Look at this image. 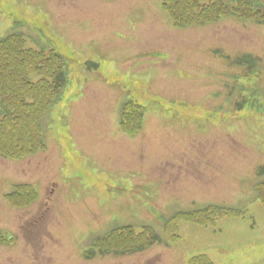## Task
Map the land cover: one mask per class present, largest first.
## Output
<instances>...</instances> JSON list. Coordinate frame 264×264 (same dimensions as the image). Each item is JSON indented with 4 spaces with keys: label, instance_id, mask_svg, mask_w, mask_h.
Masks as SVG:
<instances>
[{
    "label": "rangeland",
    "instance_id": "374dc122",
    "mask_svg": "<svg viewBox=\"0 0 264 264\" xmlns=\"http://www.w3.org/2000/svg\"><path fill=\"white\" fill-rule=\"evenodd\" d=\"M164 1L0 0V37L22 33L26 49L53 48L66 62L44 149L17 160L11 138L0 152V264H190L200 254L212 264H264L255 191L264 183V24L222 16L175 28ZM248 52L262 60L252 71L232 62ZM2 82L11 84L5 106L32 99L45 114L48 91L37 87L33 97L26 85ZM127 100L144 108L132 136L117 120ZM12 128L23 137L20 123ZM26 183L42 197L20 203ZM30 214L37 219L27 225ZM124 225L145 229L93 239ZM149 227L161 243L83 256L91 242L130 246Z\"/></svg>",
    "mask_w": 264,
    "mask_h": 264
},
{
    "label": "trees",
    "instance_id": "16d2710c",
    "mask_svg": "<svg viewBox=\"0 0 264 264\" xmlns=\"http://www.w3.org/2000/svg\"><path fill=\"white\" fill-rule=\"evenodd\" d=\"M212 1L218 9L215 14L217 17L227 15L242 20H250L256 22V24H264V0H234L233 3L222 0ZM202 5L204 4H199L198 0L164 1V6L176 26L202 23L203 18H200L209 10ZM24 42L25 40L20 34H10L0 38V152L6 155L4 146L10 143L11 138H14L15 145L18 147L16 153H14L15 157L28 155L39 149L44 115L39 117L41 106L33 104L34 100L32 99L19 98L18 106H5L2 98L7 97L11 92L9 88L11 84L8 83V87L4 88L2 81L10 80L12 83H21L28 86L29 95L33 97L37 87L42 88L44 92L48 91V96L50 93L52 99L44 107L43 111L45 112L58 99L60 88L66 80V62L57 50L53 48L48 49V51L26 49ZM257 61L259 59L250 53H244L232 60L234 64L242 65L248 71L253 70ZM125 108L121 110L123 127L128 128L125 125V117L130 115L137 121L128 126L133 130L139 128L138 120L142 116L139 106L134 104L131 107L133 111H130L127 115L125 114ZM8 114L12 115L11 124H4L3 121ZM19 123L22 126L20 132L24 133L21 138L18 129L12 128V124L16 127ZM2 130L4 131L2 132ZM12 130H15V136L11 135ZM20 141H23L25 145H19ZM255 190L257 196L264 203V183L256 184ZM158 241L160 239L154 233L146 243L137 246L136 250H143ZM93 252L91 250L86 256L90 257ZM192 263L197 264L194 261ZM200 264H210V262L204 258Z\"/></svg>",
    "mask_w": 264,
    "mask_h": 264
},
{
    "label": "crops",
    "instance_id": "0c3cea01",
    "mask_svg": "<svg viewBox=\"0 0 264 264\" xmlns=\"http://www.w3.org/2000/svg\"><path fill=\"white\" fill-rule=\"evenodd\" d=\"M120 92V91H119Z\"/></svg>",
    "mask_w": 264,
    "mask_h": 264
}]
</instances>
